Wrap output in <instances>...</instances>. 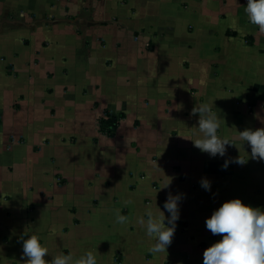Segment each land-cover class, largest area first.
<instances>
[{
    "label": "crops",
    "instance_id": "crops-1",
    "mask_svg": "<svg viewBox=\"0 0 264 264\" xmlns=\"http://www.w3.org/2000/svg\"><path fill=\"white\" fill-rule=\"evenodd\" d=\"M246 6L0 0V264H26L31 235L49 261L91 250L98 264H203L223 237L206 220L224 202L264 210V160L237 139L264 127V32ZM203 103L235 144L224 157L192 141ZM107 112L112 136L99 127ZM240 155L246 164L222 168ZM169 193L183 196L180 218L167 252L153 254L137 219L149 207L167 217Z\"/></svg>",
    "mask_w": 264,
    "mask_h": 264
},
{
    "label": "clouds",
    "instance_id": "clouds-1",
    "mask_svg": "<svg viewBox=\"0 0 264 264\" xmlns=\"http://www.w3.org/2000/svg\"><path fill=\"white\" fill-rule=\"evenodd\" d=\"M245 13L251 24L258 26L260 32H264V0H247ZM199 114L198 133L200 138L192 140L194 146L202 152L215 158L217 155L224 157L228 145H235L227 138L218 135L220 119L213 108L203 103L196 106L192 115ZM255 118L264 124V116L259 112ZM237 139L243 142L244 146L251 147V158L264 160V127L259 129H246L238 132ZM248 162L240 156L225 160L222 165L227 169L231 163L244 165ZM171 183V182H170ZM170 183H167V187ZM163 187V188H165ZM201 187L211 191V182L204 178L201 180ZM181 194L172 195L169 193L164 202L163 208L169 214L158 207L154 212L150 207L146 208L144 214L137 219L148 237L154 239L150 253L160 254L167 252L176 231V224L180 218ZM167 220V224L165 221ZM128 216L116 213V223L127 224ZM206 228L213 235L223 234L222 240L207 248L203 254V264H264V210L246 205L239 198L224 202L206 220ZM23 257H26V264H98L96 255L87 251L80 257L72 254L60 253L52 259L46 260L48 248L43 246L37 235H31L23 240Z\"/></svg>",
    "mask_w": 264,
    "mask_h": 264
},
{
    "label": "trees",
    "instance_id": "trees-1",
    "mask_svg": "<svg viewBox=\"0 0 264 264\" xmlns=\"http://www.w3.org/2000/svg\"><path fill=\"white\" fill-rule=\"evenodd\" d=\"M100 131L108 135H114L118 121L111 116L109 112L106 113V116L100 119L99 122Z\"/></svg>",
    "mask_w": 264,
    "mask_h": 264
}]
</instances>
